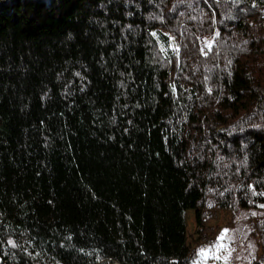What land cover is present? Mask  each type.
I'll return each instance as SVG.
<instances>
[{
	"label": "trees",
	"instance_id": "1",
	"mask_svg": "<svg viewBox=\"0 0 264 264\" xmlns=\"http://www.w3.org/2000/svg\"><path fill=\"white\" fill-rule=\"evenodd\" d=\"M258 208L264 0H0V259L193 264Z\"/></svg>",
	"mask_w": 264,
	"mask_h": 264
},
{
	"label": "rangeland",
	"instance_id": "2",
	"mask_svg": "<svg viewBox=\"0 0 264 264\" xmlns=\"http://www.w3.org/2000/svg\"><path fill=\"white\" fill-rule=\"evenodd\" d=\"M263 216L262 208L218 211L216 218L208 223L213 228L214 243L208 244L193 264H254L261 249L259 239L253 233L257 232L256 224ZM187 223L189 244L194 246L199 230L194 210L188 211Z\"/></svg>",
	"mask_w": 264,
	"mask_h": 264
},
{
	"label": "built area",
	"instance_id": "3",
	"mask_svg": "<svg viewBox=\"0 0 264 264\" xmlns=\"http://www.w3.org/2000/svg\"><path fill=\"white\" fill-rule=\"evenodd\" d=\"M0 264H8L5 260L0 259Z\"/></svg>",
	"mask_w": 264,
	"mask_h": 264
},
{
	"label": "snow or ice",
	"instance_id": "4",
	"mask_svg": "<svg viewBox=\"0 0 264 264\" xmlns=\"http://www.w3.org/2000/svg\"><path fill=\"white\" fill-rule=\"evenodd\" d=\"M221 239H223V237H221ZM202 254H203V250H202Z\"/></svg>",
	"mask_w": 264,
	"mask_h": 264
},
{
	"label": "crops",
	"instance_id": "5",
	"mask_svg": "<svg viewBox=\"0 0 264 264\" xmlns=\"http://www.w3.org/2000/svg\"><path fill=\"white\" fill-rule=\"evenodd\" d=\"M260 249H261V247H260ZM256 259H257V258H256ZM256 259H255V260H256ZM255 260H254V261H255Z\"/></svg>",
	"mask_w": 264,
	"mask_h": 264
}]
</instances>
